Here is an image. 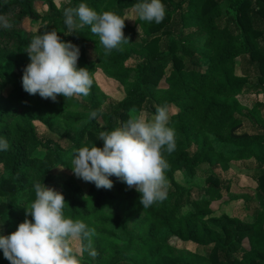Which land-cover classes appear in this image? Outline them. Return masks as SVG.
Returning a JSON list of instances; mask_svg holds the SVG:
<instances>
[{"label":"trees","instance_id":"trees-1","mask_svg":"<svg viewBox=\"0 0 264 264\" xmlns=\"http://www.w3.org/2000/svg\"><path fill=\"white\" fill-rule=\"evenodd\" d=\"M58 262L264 264V0H0V264Z\"/></svg>","mask_w":264,"mask_h":264},{"label":"rangeland","instance_id":"rangeland-1","mask_svg":"<svg viewBox=\"0 0 264 264\" xmlns=\"http://www.w3.org/2000/svg\"><path fill=\"white\" fill-rule=\"evenodd\" d=\"M34 6L35 8H37L38 10H42L44 11L45 10V6H43L41 4L40 1H37V2H34ZM222 12L226 11V8H222L221 9ZM130 17H126L125 20L127 22L130 21ZM24 25V28L25 29H28V22L25 21L23 23ZM29 56L27 54H24L22 55L21 57H13V63H16V65H19L21 64L22 62L28 60ZM14 65L10 66H6L5 67V70L6 71H9L13 68ZM94 79H95V82L96 84L98 85L99 89L106 95V102H116L118 101L121 96H122V92L119 91L116 87H115V84L111 83L109 81V79L105 78L99 71H95L94 74ZM162 85V84H161ZM8 89H5L3 91V94H5L7 92ZM248 96V97H247ZM243 98V97H242ZM243 99H247V100H251V99H255V100H261V97L260 96H252V95H246L245 98ZM140 119V121H142L143 118H138ZM36 129L38 131L40 130H43V127L37 123H34ZM246 127V125H245ZM33 152L32 154L37 156V157H41V153H40V150L36 149V150H33L31 151ZM91 161L89 160H85L83 157H79L77 159H74V161H62L61 164L55 166L53 169L50 170V174L56 178H59L61 180H66L67 177H69V175L71 174V170L75 167V164L76 166H84V165H87L88 167H85V168H82L81 170H79V168H77V173H76V177L77 178H80L86 171L89 170V164H90ZM101 166H102V163H101ZM237 168H240L238 167L237 165H234V168H231L226 174H224V177L226 179H230L231 181H233L234 183H236L239 187H254V182L247 178L246 176L244 175H241V174H236V171ZM216 173L218 175L221 174L220 171H216ZM174 180L176 182H178L182 189L186 192V190L188 189H191V190H198V189H201L204 187V183H203V180L199 177H193V178H188L185 173L182 171V170H179V171H176L174 172ZM233 194V193H232ZM233 197H236V198H240V196L236 195V194H233ZM227 200V197L223 198L222 201H225ZM245 203V201H244ZM219 204V203H218ZM241 201L239 200V202L236 204V205H229L227 207H223L224 209H220L224 214H226L227 216H230L232 214H239L240 213V210H241ZM213 208H217V204H213L212 205ZM250 207V206H248ZM188 206H185V207H182L180 209L181 212H184L186 210H188ZM220 207L217 208V210L219 209ZM165 233H161L162 236H164ZM169 242L171 244H174L176 247H180L182 244L181 242L179 241H176L175 239H170ZM244 246H246V243L245 241L243 242ZM46 252L49 251L50 249V244L48 242H46L45 244H43V247ZM187 249L188 250H194V247L193 246H187ZM61 252H62V258L65 257L66 254H75L77 256L80 255V243H79V239H78V236L74 233H69L68 235V238L65 242V244L63 245V247L60 249ZM23 259V255L22 254H18V256L16 257V260L17 261H21ZM58 264H61V262H58Z\"/></svg>","mask_w":264,"mask_h":264}]
</instances>
